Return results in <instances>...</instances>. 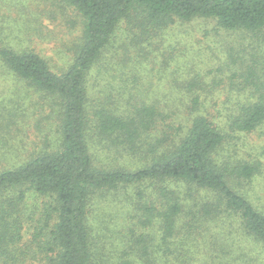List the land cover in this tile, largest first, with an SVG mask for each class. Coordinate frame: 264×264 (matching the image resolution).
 Segmentation results:
<instances>
[{"label":"trees","instance_id":"obj_1","mask_svg":"<svg viewBox=\"0 0 264 264\" xmlns=\"http://www.w3.org/2000/svg\"><path fill=\"white\" fill-rule=\"evenodd\" d=\"M50 2L42 14L77 33L62 44L67 66L54 72L35 50L0 45V72L33 99L22 111L3 100L2 126L11 133L18 110L37 131L13 146L18 162L0 169V264H264L260 163L237 151L239 136L264 124V83L220 101L195 77L181 84L177 106L141 97L122 112L88 83L111 73L114 57L120 67L142 57V43L177 21L213 19L264 38V0ZM37 22L29 38L40 39ZM118 187L137 190L122 228L89 223L93 201Z\"/></svg>","mask_w":264,"mask_h":264},{"label":"rangeland","instance_id":"obj_2","mask_svg":"<svg viewBox=\"0 0 264 264\" xmlns=\"http://www.w3.org/2000/svg\"><path fill=\"white\" fill-rule=\"evenodd\" d=\"M48 9H51L50 0H0V45L16 51L35 50L47 60L52 71L58 72L70 62V55L63 52L62 44L67 40L70 43L74 41L77 33L60 27L61 16L52 22L48 15L42 14ZM37 19L40 39L33 38L34 35L29 38L26 30L34 28ZM120 30L118 36H127L123 29ZM260 32L264 36V30ZM147 40L142 43L146 46L145 52L141 51L145 53L142 57L133 58L136 55L132 53L131 59L121 67L118 57H114L109 60L113 65L111 73L96 72L88 78L95 92L107 91L112 95L111 101L119 112L128 108L129 100L131 103L136 100L144 103L141 97L147 104L154 101L163 104L162 101L168 99L169 103L174 102L171 105L177 106L182 102L179 101L180 94H183L181 84L195 77L209 85L207 92L219 94L220 101L222 94L229 91L234 95L240 93L243 99L264 83V38L259 34L243 30L225 31L217 28L213 19L195 18L190 22L167 24L161 34L159 32L158 36ZM133 76L136 78L134 82ZM3 100L12 101L13 108L20 107L21 111L22 104L27 106L33 101L32 96L22 86L16 85L13 78L0 72V113ZM255 100L252 96L248 98V102ZM17 113L15 126H10L11 133L2 126L5 122L0 120V169L17 163L18 154L14 153L13 146L20 141L34 140L37 132L31 117L24 118L25 115L18 110ZM23 123L25 125L21 127ZM237 146L239 156L260 163L253 185L256 192H264V124L250 134H241ZM135 188L111 189L108 193L114 195L93 201V206L99 211L90 215L89 223L90 220L95 221L91 219L95 216L107 221L110 231L121 229L120 219L127 220L132 213L131 199L137 191ZM260 197L264 202L263 194Z\"/></svg>","mask_w":264,"mask_h":264}]
</instances>
